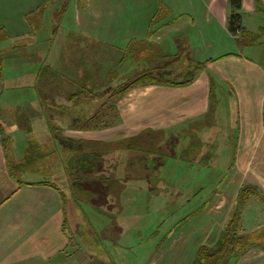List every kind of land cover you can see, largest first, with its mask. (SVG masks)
I'll return each instance as SVG.
<instances>
[{"label": "crops", "instance_id": "1", "mask_svg": "<svg viewBox=\"0 0 264 264\" xmlns=\"http://www.w3.org/2000/svg\"><path fill=\"white\" fill-rule=\"evenodd\" d=\"M45 1L0 0V43L12 44H0V53L7 54L13 71L21 70L7 81L16 89L17 78H29L34 89L16 101L3 98L0 62V264H108L113 256L122 264H193L200 248L218 245L242 186L257 187L264 198V64L256 58H264V12L257 11L256 0H241V27L256 38L244 46L240 33L229 31L230 0H74L72 23L57 31L65 36L64 45L46 49L35 43ZM260 3L264 9V0ZM226 43L232 49H225ZM210 50L214 55H207ZM86 52L91 56L85 60ZM100 61L112 67L123 63L128 72L154 67L164 81L129 89L117 101L118 121L107 128L106 138L75 124L71 97L58 96L62 104L52 107L45 93L50 76H37L43 67L82 74ZM34 64L40 67L29 74L27 65L34 69ZM210 75L216 80L214 104ZM25 104L27 109H20ZM150 133L171 139L174 154L160 165L155 160L161 144L150 140L142 147L132 141ZM68 138L108 148L105 156L77 144L71 152L65 149ZM31 147L37 155L25 166L38 160L35 172L12 174V160L21 163ZM197 147L204 161L190 152ZM156 180L169 182V193L154 190L150 184ZM205 192L191 213L168 223L158 240L157 229L152 245L131 258L127 246L137 234L128 232V225L138 221L146 197L153 196L156 213L172 220ZM178 198L185 203L180 206ZM240 226L248 239L263 238L264 202L249 199ZM84 235L93 246L84 245ZM254 242L228 264H264V242Z\"/></svg>", "mask_w": 264, "mask_h": 264}, {"label": "rangeland", "instance_id": "2", "mask_svg": "<svg viewBox=\"0 0 264 264\" xmlns=\"http://www.w3.org/2000/svg\"><path fill=\"white\" fill-rule=\"evenodd\" d=\"M64 2L67 3V0H47V1H45V4L43 6L42 16H41L42 20L38 21L39 27L35 31L36 32V35H35V41L36 42L35 43H36V45L40 46L41 48L50 49L51 47H53V48L57 49L59 47V45H64L66 38H65V36L58 35L57 31H60L62 33L61 26L64 28L65 25L69 26L72 23L74 0H70L67 3L66 12H64L60 17L59 12H60ZM48 10H50V12H51L50 17L52 18L51 19L52 22L50 21V19L48 20V18L46 16ZM55 19L58 20L57 26L53 21ZM36 24H37V22H36ZM0 44H1V47H3V48H7V47H9V45H12L11 43L6 42L5 40H3V42ZM223 45H224L225 49H228V50L232 49L230 47V45L227 43L223 44ZM244 52L246 55L249 54V52H247V51H244ZM98 53L99 54L102 53L100 49H99ZM89 55L91 56L90 52H86V54H84L85 60H86V56L89 57ZM92 55H94V54L92 53ZM207 55L212 56V55H214V53L212 52V50H210V51H208ZM100 56H102V54H100ZM7 58H8L7 54H5L3 52L0 53V62L3 61L2 62L3 65L1 66V70H3L4 78L6 79V81H5L6 82L5 83V89L6 90H5L3 98H7L8 100H10V99H12L11 98L12 96H13V98L16 96L15 97V101H16L18 99V97L22 98L23 96H25L23 94H26V95L34 94V89L29 88L28 83H27V82L31 81V79H29V78H25L26 81H21L20 79L17 78V81H18L17 88L12 89L13 84L8 82L7 80L8 79L11 80L12 77H10V76L11 75L15 76L16 71L19 72L21 70L16 69L13 71L11 69V66L9 65V63H7V61H6ZM256 58L259 59L262 62V64H264V62H263L264 58L261 59L260 57H257V56H256ZM27 67H29V70H30L29 74H30V73H32L31 71H35V73H36L40 66H38L37 64H34V67H35L34 69H32L29 65H27ZM92 67L93 68L83 69L82 74L80 71H77L78 73L77 72L75 73L74 69H73V71L67 69L65 75L62 74V71H61V73H59L58 70L57 71L52 70L51 76H50V80L52 81V84L48 87V89H45V93H47V95L51 99V102H49V103H53L52 107H54L55 105H56L55 107H57V104H62L61 101L59 103V101L55 100V98H57L58 96L66 95L67 97H71V99L68 101V105H71V110H70L69 114H70L71 119L77 120L75 122V124L77 125V123L81 122V123L85 124V126L89 125V126L94 128V129L91 128L89 130L96 131V133H93V135L97 136V138H106L107 135L110 136V134L107 132V128L110 125L117 124L118 117H117V113H116V110H117L116 104H117V101L124 95V94L122 96L120 95L123 92V90L128 85H130L133 81H135L139 78L141 79L143 77V74H149L150 73L153 76H155L156 78H158V75H160V73H162V72L159 71V72L155 73L154 67L149 68L146 71H142L139 73H138V70H133L131 72H128V71H125V70H127V69H125L126 65H124L123 63H118V62H116L114 64V67H112V66L108 65V63H106V62L100 61L99 64H96V65L93 64ZM24 74H28V73H24ZM53 74H55V75L53 76ZM58 76H59V78H58ZM57 79L61 83L60 85H57V83H58ZM80 80H82V85H81ZM159 80H161V79H159ZM161 81H163V80H161ZM14 85L16 87V84H14ZM38 87H41V89H42V86H38ZM42 101H44V100H42ZM39 104H40V106L42 105L40 102H39ZM27 107H28V104H25L20 109L26 110ZM29 108H31V107L29 106ZM83 114H84V116L82 117ZM92 115L96 116V119L92 122H89V119L91 118L90 116H92ZM86 119H88V121ZM71 122H73V121H71ZM71 122H67V124H69ZM113 134H114V136H116L114 139H118L117 133L115 132ZM52 135H55L56 137L57 136L60 137L59 138L60 140L62 138L60 136L61 134L59 135V133H56L55 130L52 131ZM195 139H196V137H195ZM33 140H35V138H33ZM150 140H153L154 143L156 142L157 143L156 146H159L158 143L162 145L159 147L160 149L156 150L158 154L156 156L157 159L155 161H157L159 163V165L162 164L163 162H165L168 157H171L174 154V152H172L171 149L169 148V141H171V139L166 140L164 138V136L162 135V133L161 134L150 133V134H145L144 136L137 135V137H135V140H132V141L134 142V144L136 146L141 145L142 147H144L145 144L143 142L146 141L148 143V141L150 142ZM76 142H77L76 140H72V139L68 138L65 149L72 152L74 150V147H76L78 145L82 148H85L88 151H94L95 149L99 150V152L102 153L101 156H105V151H107V148H108L106 144H103V145L96 144V146H93V145H91L93 143V141L83 140L81 142H77V143ZM193 142L195 145H197L196 141L194 140V134H193ZM115 144H114L115 146H113V147H115L117 149V151L120 154H122L121 149L118 148L120 144L119 145L117 143H115ZM124 145H125V143H123L121 146H124ZM109 147H111V146H109ZM195 148L192 151L190 150V152L193 153V157H195V156L200 157L201 156L203 161H204V156H202L200 154L202 151L198 150L199 149L198 147H197V149H195ZM34 149L30 153H27L24 157L20 158L21 163H15L14 160H12L13 157H11V160L13 162V163L11 162V164H12L11 169H13L14 173L18 174L19 176H22V175L26 174L27 172L31 174L30 171L35 172L34 169L37 168L38 160L33 165L31 164L32 166H25V164L28 163L30 158L36 157L37 153H35ZM50 151L53 152L51 148H50ZM147 151H149V152L155 151V149L150 148ZM101 153H99V154H101ZM61 155H63V154H61ZM33 167H35V168L33 169ZM103 167H105V165ZM83 176L85 178L91 177L90 175H83ZM92 179H94V177ZM150 186L152 188H154V190H156V189H158V187H160V190L162 191V193H169V191H168L169 182H161V181H157V180L151 181ZM205 197H206V192H205V194L202 193L199 196H197L194 200L190 201L180 212H178L177 214L175 213L176 215L173 214L172 220L169 219L168 217H166L164 214H161L159 212L156 213V211L158 209L153 205L156 204L157 201L155 199L152 200L153 196L146 197L143 200V204L140 205V208H142V210L139 212L140 214L136 216V217H138V221H136L134 224L128 225L127 231L130 233L135 232L137 234L136 236H133L130 239V246H127L128 248H132L131 252L134 255H131V258L137 257L139 255V253L143 250V247L148 246L147 244H150L148 247H150L152 245V241L150 242V239L152 238V234L157 229L160 228V230L158 232V236H156V239L158 240V239H160L161 234L163 235V233H165L168 223L169 224L173 223V221H175L177 218H181L182 216H185L188 213H191L194 210V208L199 205L198 200L204 199ZM137 199L140 200L139 197ZM180 199L181 198H178L179 204L181 206L182 203H185V202H183ZM147 200H148V202H147ZM161 200H162V198H161ZM172 204L173 205L171 206V208L174 207L175 203L172 202ZM147 206H152V207L146 208ZM168 208H170V207H168ZM68 209H69V206H68ZM180 209L181 208H179V210ZM130 215H131V213H130ZM130 215H127V217H129ZM69 223H70V224H68L69 229L71 230L72 227H74L73 221H71ZM71 225H73V226H71ZM113 237L114 236H112V238ZM83 240H84V245H86L87 247L93 246V245H91V242H89V239L87 236L84 235ZM253 240L264 242V237L263 238H254ZM94 247H96V246H94ZM99 247L100 248L103 247V244L99 243ZM104 247H106V246L104 245ZM125 254L126 253H124V255ZM125 262L126 263H124V264L128 263L126 260H125ZM108 264H122V263L115 260V257L113 256V258H110L108 260Z\"/></svg>", "mask_w": 264, "mask_h": 264}, {"label": "trees", "instance_id": "3", "mask_svg": "<svg viewBox=\"0 0 264 264\" xmlns=\"http://www.w3.org/2000/svg\"><path fill=\"white\" fill-rule=\"evenodd\" d=\"M70 0H67V3ZM67 3L64 2L62 8L59 12V15L64 13ZM230 16L228 21L229 31L232 34L240 33V44L242 45H252L256 42V38H254L250 33L243 31L241 27V14L239 12L241 8V0H230ZM256 9L258 12H264V9L261 6L259 0H256ZM52 69L48 67H43L40 69L38 73V79H42L44 77L51 76ZM187 81L186 83L191 82ZM163 81L159 80L152 74H143V77L133 81L130 85H128L123 92L120 94L121 96L125 94L129 89L139 86V85H154L160 84ZM215 78L210 75L209 78V86H210V103L214 104L216 101L215 98V87H216ZM96 119V116H93L89 119V122H92ZM33 147L30 148V152L33 150ZM29 152V153H30ZM12 174L14 173L12 169ZM43 184H48L46 182H42ZM249 199H256L264 202V198L257 187L252 185H244L239 191L236 206L234 211L225 225L221 239L218 245L214 248H200L197 253L193 264H228L229 261L237 260L242 254H244L251 246L255 245L253 239H248L247 236L241 234V215L242 211Z\"/></svg>", "mask_w": 264, "mask_h": 264}]
</instances>
